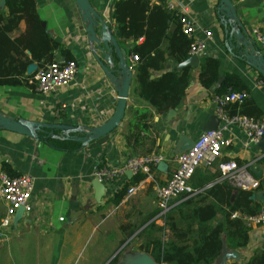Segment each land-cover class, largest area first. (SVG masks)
Wrapping results in <instances>:
<instances>
[{
  "label": "crops",
  "instance_id": "0c3cea01",
  "mask_svg": "<svg viewBox=\"0 0 264 264\" xmlns=\"http://www.w3.org/2000/svg\"><path fill=\"white\" fill-rule=\"evenodd\" d=\"M36 1L43 25L51 37L71 51L78 62V73L72 83L52 93H41L26 85H0V110L14 118L65 122L75 126L93 127L106 122L116 109L118 93L92 56L77 4L74 0ZM90 1L96 9L105 13L114 2ZM233 1L238 17L248 31L257 26L264 34V0ZM151 3L165 4L167 9L172 4L179 11L186 7L196 25L195 37L207 43L197 64L178 63L166 53L165 61L160 62L165 65L164 68L151 70L150 78L157 79L168 71L190 67L192 78L183 93L174 89V101L168 111H157L151 102L138 95V61L133 60L132 49L141 44L143 38L136 42L119 38L113 21V34L119 46L126 50L133 71L125 118L119 127L76 151L56 149L40 139L0 129V167L7 162L18 174H31L36 178L35 208L31 213L16 216L11 233L14 230L13 236L23 234V231L37 235L38 242L43 243L44 264H74L89 237L94 235L101 240L92 252L82 255L81 264H110L122 249L124 252L118 264L153 262L149 254L139 249L138 243L131 245L133 237L123 244L122 240V246L115 252L114 244L118 236L124 239L121 225L140 224L148 213L157 209L156 186L171 177L176 163L168 160L154 167L151 176L144 175L137 183H134L136 176L125 174L118 180L104 183L105 188H100L95 182L94 172L105 165L118 166L132 155L161 151L171 157L188 150L201 133L215 125L217 105L214 96L226 73L236 74L249 92L247 102L240 106L241 110L255 119L264 120V77L227 50L217 14L219 0H151ZM0 11L8 13L3 0L0 1ZM20 28L25 31V22ZM207 30L212 31V39H207ZM16 36L13 35L14 38ZM259 48L264 53V43L259 44ZM211 57L219 59V78L222 81L207 88L200 83L199 73L202 60ZM55 58L63 56L56 52ZM117 59L114 54V60ZM39 69L34 62L28 66L27 73L35 75ZM140 113L152 114V117L147 121L149 128L141 133L139 144L132 148L126 141V134L135 114ZM224 133L231 139V144L224 147L215 164L198 167L197 176L200 173L212 174L219 169V164L235 160L258 181L263 179L264 138L247 146L245 133L236 125L229 126ZM61 135L57 133L55 138ZM124 187L127 191L118 205L109 201ZM133 187L136 190L128 193ZM257 202L264 209L262 202ZM4 210L0 203V217ZM61 217L64 219L60 220ZM5 241L0 240V259L8 255L14 260L8 241ZM224 244L214 264H248L256 252L264 250V224L251 226L246 247L234 250Z\"/></svg>",
  "mask_w": 264,
  "mask_h": 264
},
{
  "label": "trees",
  "instance_id": "16d2710c",
  "mask_svg": "<svg viewBox=\"0 0 264 264\" xmlns=\"http://www.w3.org/2000/svg\"><path fill=\"white\" fill-rule=\"evenodd\" d=\"M5 5L8 13L0 11V85L36 88L31 82L34 75L27 73L31 63L36 62L42 68L56 59V52L68 60L75 58L67 47L50 36L40 18L36 0H5ZM113 6L115 34L134 42L143 38V42L132 49V53L138 56V95L151 102L157 111H168L174 101V89L183 93L190 82V67L168 71L157 79L150 76L152 69L164 68L160 62L165 61L166 53L178 63L190 57L192 39L182 31L180 11L169 10L165 4H152L151 0H116ZM22 22H25V31L20 28ZM14 34H17L15 38ZM219 66L217 58L202 60L199 81L204 87L210 88L219 81ZM229 90L248 92L233 73L225 74L216 95ZM248 98L242 104H230L227 112L250 116L240 108ZM150 117L152 114H135L134 121L130 122L126 141L132 148L137 147L141 133L149 128L147 121ZM72 136L63 140L40 133L39 139L56 149L79 150L81 143ZM2 169L10 176L19 175L7 162L2 164ZM144 175H136L134 183ZM191 185L198 192L173 206L163 217L162 225L155 221L158 209L148 213L140 224L121 225L124 234L122 244L133 237L131 242L138 243L139 249L159 264H214L224 243L234 250L246 247L251 226L243 216L263 210L252 196L264 191V178L259 180L255 190H244L221 179L219 169L212 174L200 173L198 176L196 171ZM126 191L125 187L122 188L109 201L118 205ZM234 213L240 216L233 217ZM119 258L118 254L110 264H118ZM248 264H264V250L256 252Z\"/></svg>",
  "mask_w": 264,
  "mask_h": 264
},
{
  "label": "built area",
  "instance_id": "2783aa9c",
  "mask_svg": "<svg viewBox=\"0 0 264 264\" xmlns=\"http://www.w3.org/2000/svg\"><path fill=\"white\" fill-rule=\"evenodd\" d=\"M241 1L244 0H237V2ZM167 7L172 10L175 8L172 4ZM180 13L182 31L192 39L189 54L200 55L207 48V43L205 40H198L195 37L196 25L189 16L186 7L180 10ZM251 34L259 44L264 43V34L259 27H254ZM206 37L212 39V31L207 30ZM133 60H138V56L134 55ZM77 73L78 62L75 59L68 60L63 57L40 68L31 82L35 83L37 91L52 93L72 83ZM248 97L249 92L246 90H229L222 95H215L216 115L220 119V127L201 133L188 150L171 157L165 156L161 151L128 156L118 166L105 165L98 168L94 172V176L103 183L118 180L127 172L133 176L138 174L151 176L154 167H158L168 160L175 162L177 167L171 177L165 183L158 184L155 189L157 209L159 210L155 221L162 225L163 217L173 206L198 192L191 185V179L197 168L215 164L221 157L224 147L231 144V139L224 133L229 126L236 125L245 133L247 146L264 138V120L244 114L230 115L227 112L230 104H242ZM219 170L221 179H226L232 186L244 190H255L259 185V181L253 177L249 170L239 166L235 160L219 164ZM35 189V176L31 174L10 176L2 169V166L0 167V203L5 209L4 214L0 217V240H8L11 228L19 213H31L34 210ZM135 190L136 188L133 187L128 193ZM238 216L240 214H233V217ZM63 219V217L60 218V220ZM243 219L249 226L264 224V209L255 215H244Z\"/></svg>",
  "mask_w": 264,
  "mask_h": 264
},
{
  "label": "water",
  "instance_id": "95a60500",
  "mask_svg": "<svg viewBox=\"0 0 264 264\" xmlns=\"http://www.w3.org/2000/svg\"><path fill=\"white\" fill-rule=\"evenodd\" d=\"M5 2V0H3ZM77 4L88 37L92 56L105 73L107 80L118 93V103L113 115L104 123L93 126H75L65 122H42L25 118H14L0 110V129L27 135L35 139L40 138V133L49 137H57V132L62 135L59 139L72 138L81 143V148L100 139L120 126L125 118L127 98L130 94V85L133 71L128 63L127 52L120 47L113 34V4L108 13L96 9L90 0H74ZM217 14L223 27L224 44L227 50L237 58L244 60L264 77V53L259 48V43L253 38L246 25L238 17L237 6L233 0H219ZM114 54L117 61L114 60ZM199 55H191L185 65L197 64ZM222 78H219L221 83ZM220 119L216 117L213 128H219ZM194 144V142H193ZM192 144V146H193ZM191 146V147H192ZM127 174H130L127 172ZM100 188H105L99 179L95 181ZM264 205V192L258 191L253 196ZM141 230V229H140ZM138 230V231H140ZM137 231V232H138ZM225 245V244H224ZM224 248V247H223ZM112 260V258H111ZM110 260V261H111ZM149 264H159L153 259ZM149 262V261H148Z\"/></svg>",
  "mask_w": 264,
  "mask_h": 264
},
{
  "label": "rangeland",
  "instance_id": "374dc122",
  "mask_svg": "<svg viewBox=\"0 0 264 264\" xmlns=\"http://www.w3.org/2000/svg\"><path fill=\"white\" fill-rule=\"evenodd\" d=\"M113 229L115 230L114 227ZM13 235H14V230L12 233L10 231L9 233L10 238H7L8 240L6 241H8V248L10 249V253L14 258V260L10 259V257L7 255V257L0 259V264H44L45 260H42L45 259L43 243L38 242L37 235L27 234L26 231H23V234L20 233L17 236H13ZM100 240L101 238L97 237V235H94L93 237L92 236L89 237L83 252L77 258L74 264H79V263L81 264L80 259L82 255L85 256L89 252H92L94 248L98 245V242ZM116 240L117 241L114 244L115 248L113 249V252H115L116 250H118L119 247L122 246L120 242L123 240V237L118 236ZM134 243L132 242L131 245H133ZM120 252L121 253L119 255H122L124 250L122 249Z\"/></svg>",
  "mask_w": 264,
  "mask_h": 264
}]
</instances>
